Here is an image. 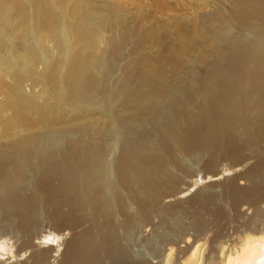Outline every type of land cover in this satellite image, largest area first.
Returning a JSON list of instances; mask_svg holds the SVG:
<instances>
[{
  "label": "bare ground",
  "instance_id": "bare-ground-1",
  "mask_svg": "<svg viewBox=\"0 0 264 264\" xmlns=\"http://www.w3.org/2000/svg\"><path fill=\"white\" fill-rule=\"evenodd\" d=\"M230 1L234 6L228 11L233 13L213 10V16L203 18L207 26L189 14L190 31L184 30L179 28L181 17H166L148 25L143 36L132 28L142 18L132 20L123 6L108 1L0 2V95L6 98L1 112L14 115L13 121L0 122L1 263L14 262L30 245L49 240L54 234L45 230V223L65 231L89 223L86 233L73 235L65 246L62 264H143L126 259L133 256L126 257L132 245L127 247L125 241L131 235L126 240L128 228L118 224L120 216L115 218L127 213L124 195L139 204L136 190L146 188L154 198L165 197L153 173L166 170L176 151L173 145L185 159L207 154L210 172L225 158L241 160V147L230 131L239 127L250 135V113L258 119L250 136L264 140V0ZM214 2L204 0L205 6L216 8ZM156 7L164 18L163 7ZM168 27L179 44L165 46L159 37L158 31ZM158 45L161 52L151 54ZM201 66L202 72L196 73ZM28 82L31 94L23 89ZM41 85L42 91H36ZM262 159L248 175L250 188L230 186L231 209L247 205L248 212L264 203ZM195 177L190 176L193 185L206 179L200 173ZM191 181L185 187L190 188ZM263 212L256 211V220L244 225L236 250L233 244L231 251L222 247L207 264H262ZM202 220L197 228L203 233ZM20 232L28 242L17 253L6 244ZM180 243L191 245L181 264L190 258L191 264H199V240L188 244L189 238L183 237ZM36 250L34 264H49L50 254ZM168 250L170 259L172 248Z\"/></svg>",
  "mask_w": 264,
  "mask_h": 264
},
{
  "label": "rangeland",
  "instance_id": "rangeland-1",
  "mask_svg": "<svg viewBox=\"0 0 264 264\" xmlns=\"http://www.w3.org/2000/svg\"><path fill=\"white\" fill-rule=\"evenodd\" d=\"M1 1L2 0H0V2ZM107 1H108L110 6L115 5L116 7L118 6V8H120L119 6H123L125 8V15L127 14L126 16H129L128 18H130L132 20H133V18H134V20H135V18H139V19L142 18V19H140L139 23L135 22V24H134L135 26L132 27L134 30L133 33L137 32L136 34L139 33V35H140V33L142 32L141 33L142 36L144 35V33H147V31L149 30V29H146V27L148 25L151 26L155 21H161V20H165V19L170 20V18L172 19V18H180L181 17L182 21H180L181 25H179L180 26L179 28L185 26V27H183L184 30L188 29L190 31V27H188V24H190L189 22H191L192 18H191V20L186 19V16H189V14L190 15L192 14V16H195V17L198 16L197 20L200 22V24H203L204 23L203 18H206V16L207 17L213 16L216 13V12L214 13V11H216V10L221 9L222 11L226 12L227 14H232L233 12H229V11H231L233 9V6H234V4L233 5L231 4L232 1H230V0H216V2H214L216 4V8L213 5L209 6V4H206L208 6H205L204 0H199V4L196 0H136V1H134V0H128V1L127 0H110V2H109V0H105V1L104 0H99V1L97 0V2H100V3L101 2H107ZM164 1L166 2V4ZM113 3H114V5H111ZM200 3L201 4L204 3V4L201 5ZM155 4L161 5L163 7L162 8L163 12L164 13L166 12L164 15V18L160 17L156 13L159 10L156 9L157 7ZM229 4H231V5H229ZM127 8L129 10H131L130 11L131 14L129 13V10ZM138 8H141V9H138ZM126 9L128 10V12L126 11ZM195 10H197V12ZM200 12L203 13V16H205V17H203ZM139 14L140 15L142 14L144 16L142 17ZM150 14H151V16H150ZM152 16H153V20L154 19H156V20L153 21ZM183 17H185V18H183ZM160 18H161V20H160ZM184 20H187V22ZM144 21H146V25H145ZM147 22H150V23H147ZM182 22H185V23L182 24ZM138 24H140V25H138ZM166 25L168 26L169 23H166ZM186 25H187V27H186ZM142 26H143V29H142ZM204 26H207V24ZM238 26H240V25H238ZM135 28H136V31H135ZM147 28H150V27H147ZM141 29H142V31H141ZM139 30H140V32H139ZM158 34H159L160 38L164 37L165 46L168 44H169V46L171 44H175V45L179 44V41H177L176 38L174 37L175 35H174L172 27H168L167 29L159 30ZM248 37H251V35L248 34ZM133 47H135V44H132L131 46L130 45L127 46L126 48H128V49L126 50L127 51L126 53L131 52V49H133ZM157 47L155 46L154 48H152V50H151V48L150 49L148 48V50H149L148 52H150V50H151V52H150L151 54L160 53L161 52V45L160 46L158 45ZM103 48H104V45L101 44V49H103ZM163 48H164V46H163ZM197 53L199 55V53H201V51L198 50V51H196V54ZM209 60H211V59H209ZM124 64H127V62H125ZM170 67H171L170 65H169V67H167V65L164 67V69L167 70V71H165L166 73H170L172 71V68H170ZM166 68H169V70ZM202 69H203V67L201 66L198 71L196 70V73L202 72ZM38 71H39L38 72L39 74L42 73L41 69H38ZM2 78H3L2 72L0 70V80H2ZM30 84L31 83L28 82V85L23 87L24 92L26 94L32 93L31 92L32 88H31V86L29 87ZM29 88H31L30 89L31 91L29 90ZM37 89H36V91H38V92L42 91V89H43L42 85L39 86ZM40 102L41 101L39 100V103ZM5 103H6V98L2 97V95H0V116H1L0 122H2L3 119H4L3 122L4 121L5 122H11L14 119V117H13L14 115L12 116V112L10 110L1 112V110H2L1 108L3 107V105ZM43 103H44V100H43ZM43 103H40V104H43ZM64 107H63V109H64ZM65 109L66 110L69 109V110L66 111ZM65 109L64 110L68 113L74 112L72 110V108L65 107ZM257 123H258V119L255 118V115H252L250 113L249 124H248L249 130L248 131H249L251 136H254L253 134H255V132H256ZM235 130H236V133H235ZM235 130L234 131L231 130L230 134H231V136H235V138H237L236 144L238 147H241L240 152H238L239 153L238 157L241 160L236 162V161L226 159V158L223 159L219 163V165L218 164L216 165L215 168L211 167L213 169V170L211 169L212 171H214V172H215V170L218 171L217 174L214 175V172H212V171H211L212 173L210 172V170H209L210 167H209V169H208V167H206V161H208V159H207L208 155L207 154L206 155L201 154L203 157L199 156V157H195L193 159H190V158L185 159V156H183L184 154H180L177 151V147L175 145H173L172 148L175 149L176 151L173 153L174 157L172 158V160L168 161L170 163L168 164V166H166V168H165L166 170L162 171L163 173L162 172L161 173L156 172V171L153 173L154 181L156 182V186H157L156 188H158L159 191L163 190L162 193L164 194L165 197L159 199L161 197V195L158 198H157L158 195L157 196L154 195L156 198L155 199L152 195L153 193L151 194L150 193L151 191L149 192L148 190H146V188H144L143 192H139V193L137 192L138 190H136V192L134 191V193L136 195H138V197H136V198L140 197L139 201L141 200V202L139 204L138 200L135 201L136 203L133 202V200H135V199H133L134 198L133 196L131 198V196H129V195H124L123 205H125L128 208L127 213L122 214L123 218L121 215H116L115 218L117 219L120 216L118 218L120 220L117 219L118 224L120 222H122L119 224L120 226L121 225L125 226V224H126L125 228H128V233L126 231V233H125L126 235H124L126 240L128 237L127 234H129V236L131 235L129 237V239L127 241H125L127 244H129V246L126 244L127 247H130L132 245L131 246L132 250L130 248H128L129 252L126 255V257H129L131 255H133V256L126 258V259H128L129 261L131 260V262H132V261H135L134 259L133 260L131 259L132 257H134L135 259H138L137 261H141L143 264L144 263L145 264H181V262L185 259V257H187L189 255V252H187V250H189V247L191 246V245L188 246L187 244L185 245V244L180 243V241L183 237L189 238V242H191V243H188V244H192L193 241L196 239L199 240V243L201 244V249L199 250L201 253L199 255V260H200L199 264L210 263L213 259H215L214 257L217 256V254L220 251V248H222V247L225 248L227 246V247H229V249L231 251L234 248L233 247L234 244H236L238 246L237 243L239 241V237L241 238V231H242L244 225L247 222L250 223L252 220H256V218L254 219L253 216H255L257 214L256 211H261V213H262V211H264V203H261L256 210L249 208L248 212L246 211L248 209L247 205L241 204L242 206H239V208H237L238 207L237 206L236 209H234L235 210L234 211L233 209H231L232 208V200H231L230 195H229L230 194L229 190H231V187H230L231 185L234 188H236L237 190H240L242 188L243 189L244 188H250L251 184L249 182L248 175L249 176L252 175L253 171L251 169H253L257 164H259V162L263 160L262 158H264V140H256L255 138H252L248 134V132L246 134H244V130L242 131L243 132L242 133L241 132L242 129H239V127H238V129H235ZM245 131H247V130H245ZM254 139H255V141L253 142ZM237 142H239L240 144ZM110 143H111V139H110ZM113 152H114V155H116L117 151L114 150ZM219 156L220 155H218V157ZM219 160L220 159H218V161ZM184 171H186V172L188 171L189 173L188 172L186 173ZM199 173L204 175L206 177V179L202 180L201 182H199L196 185H193L194 180L196 179L195 175L198 176ZM189 175L195 179H191ZM259 180H260V183L263 182L261 184H262V187L264 190V170H262V169H260V179ZM188 181L192 182L190 188H188V186L185 187V184L189 183ZM54 185H57V181L54 183ZM181 188H182V190L179 194L173 195L172 192H176L177 190H179ZM147 192H149V193H147ZM29 194H30V191H27V195H29ZM153 198H154V200H153ZM207 198L208 199L211 198V199L206 203ZM125 199L126 200L128 199V202ZM131 210H133V211L131 212ZM244 210H245V213H244ZM219 211H221L222 216L218 215ZM229 212H230V214H229ZM226 215H227V217H226ZM214 216L218 219H215ZM234 218H236V219H234ZM262 218L264 221V217H262ZM262 218H260V219H262ZM199 219H203L206 221L205 222L202 220L204 222L203 226H205L204 227L205 231L203 233H202V230H199L197 228V224L199 222ZM97 221H99L98 218H97ZM206 223L208 224V226H206L207 225ZM209 225H210V227H209ZM239 226H241V229ZM44 227H45V230L52 231V233L54 234V235L49 234L50 235V237H48L49 240L48 239L44 240L43 243L38 242L39 245H37L38 243H35V245L32 244L33 246L30 245V250H28L29 252H27V254H26L27 256L25 255V253L22 252L21 257H19V259L13 260L14 262H8V263H1L0 262V264H34V259L32 257H33V253L37 252L36 249H38L39 254L42 251L46 252L47 254H50L49 256L51 258H49V264H62L65 246L69 243V241L76 234L81 235V234L86 233L87 229L89 228V223L80 224L79 226H76L73 229H66V231H65L66 227L65 228L62 227V229H58V228H55L54 226H52L51 224L47 225L46 223L44 224ZM208 227H209V229H208ZM237 227H239V228H237ZM185 228H187V229H185ZM114 229H115V227H114ZM129 229H130V231H129ZM206 229H208V230H206ZM238 229H240V230H238ZM237 231H238V233H237ZM110 232H112L114 234L115 238L118 237V233L116 232V234H115V230L114 231L110 230ZM239 232H240V234H239ZM183 234H186L187 236L183 235ZM10 238H12V239H10ZM10 238H9V240H10L9 243L6 244V245H8L7 248L9 250L12 249L13 252H17V253H18L17 250H19L23 244H26L28 242V238L24 237L23 232L22 233L20 232V234H18V235L16 234V236L14 235L13 237H10ZM13 238H17V239H13ZM125 238H124V240H125ZM55 239H57L58 243L55 241ZM52 240L54 243L52 242ZM44 242H45V244H44ZM125 242L123 241V243H125ZM55 243H57V245H53ZM230 245H231V247H230ZM185 246H186V248H185ZM237 246H235L233 251L236 250ZM55 247H57V249ZM170 248H172L173 251L171 250V252H173V253L171 254L172 257L169 259L166 257V255H168L170 253L168 250ZM55 249H56V252L53 251ZM167 252H168V254H167ZM54 253H55V255H53ZM207 257H209V258H207ZM113 258H115V256H113L112 259ZM191 260H193V258H190L184 264H188L189 262H190L189 264H191ZM208 260H209V262H208ZM192 262H194V260Z\"/></svg>",
  "mask_w": 264,
  "mask_h": 264
},
{
  "label": "snow or ice",
  "instance_id": "snow-or-ice-1",
  "mask_svg": "<svg viewBox=\"0 0 264 264\" xmlns=\"http://www.w3.org/2000/svg\"><path fill=\"white\" fill-rule=\"evenodd\" d=\"M0 251H2V249H0ZM229 264H231V260H229ZM262 264H264V262H262Z\"/></svg>",
  "mask_w": 264,
  "mask_h": 264
}]
</instances>
